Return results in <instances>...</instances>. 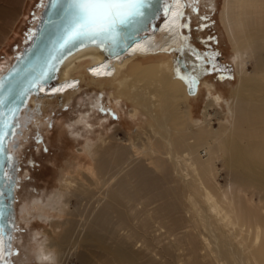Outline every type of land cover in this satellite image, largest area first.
Instances as JSON below:
<instances>
[{
  "label": "bare ground",
  "instance_id": "bare-ground-1",
  "mask_svg": "<svg viewBox=\"0 0 264 264\" xmlns=\"http://www.w3.org/2000/svg\"><path fill=\"white\" fill-rule=\"evenodd\" d=\"M206 1L211 8L216 7L215 0ZM26 2L27 0H17L16 3L22 6ZM195 5V0H187V6L184 0L173 4L171 13L167 19H163L166 20L158 32H149L136 38L125 54L109 56L96 44L83 46L62 60L57 70L60 72L57 76L55 74V83L48 86L42 83L37 93L30 94L27 105L20 112L15 135L8 139V148L14 157L10 167L15 164L17 177L14 211L9 212L7 217L14 226L11 248L17 225L15 205L19 180V159H15L14 155L18 151L26 124L45 128L48 124L47 106L52 107L54 100L61 96L67 101L72 100L82 90L84 78L81 74L84 71L93 83L112 80L130 59L140 55L167 54L181 50L184 47V36L179 13L183 11L186 14L189 9L195 10ZM16 19L10 20L5 28L8 29V35L2 34L0 48L6 45L8 37L14 33ZM220 21L234 50L236 66L237 84L228 107L231 119L228 120L226 115L224 122L219 121V129L213 127L212 114L207 111V107L223 105L225 99L221 95H212L210 91L211 97L203 119L196 121L200 130H194L191 111L186 102L188 84L180 79L175 81L174 67L169 63H162L158 76L162 86L167 88L160 89L159 111H155L154 97L146 96L145 92L135 96L137 106L131 111L137 117L142 109L143 115L151 121L153 129L149 125V132H145L143 126L138 127L143 137L142 142L145 137L147 140L138 154L145 155L147 159L132 166L131 162L128 163L129 159L121 155L119 149L113 148L112 144L105 147L102 145L100 150H96L88 143L82 152L86 154V161L93 164H81L77 167V176L82 175L77 184V192L83 197L82 204L86 201L84 210L68 213L66 208L69 200L65 192L60 193L61 209L52 206L57 213L60 211V216L72 215L67 223L81 225V228L88 226L86 234L82 236L89 240L100 239L101 236L95 233H104L108 240H112L114 236L117 246L115 256L121 264H133L138 259L127 248L126 240L133 241L132 247L143 241L141 247H146V229L150 228L148 218L153 221L151 228L155 229V235L159 234L154 240L161 237L174 239L178 250L185 256L184 260L179 258L180 264H264V195L258 197L259 203L255 201L257 193H264V0H224ZM100 52H104L109 58H102L99 56ZM254 52L256 58L253 57ZM252 60L255 62V70L249 72ZM6 63L0 65V76L10 67ZM89 68H92V73ZM38 97L46 102H36ZM95 99L98 104L94 108L101 105L103 98L99 95ZM35 104H40L37 109L40 107L46 116L38 119L33 114ZM80 121L91 127L84 118ZM153 139H156L155 143ZM15 143L17 147H14ZM133 147L136 148L135 145ZM219 159L224 163L225 170L235 175L237 180L221 185L216 174ZM144 161H148L149 165ZM146 200L148 208L158 202H162V205L150 208L145 220H140ZM96 204L102 206H98L99 210L93 213L97 209ZM115 204L129 210L132 220L129 214L118 210ZM165 204V210L181 214L182 223L179 225L182 227L173 228L168 223L167 216L161 215ZM32 207L40 212L46 208L37 203ZM115 213L117 216H112ZM92 214H95L93 218ZM73 227L75 228L72 230H66L60 241L52 246L44 244L45 258L58 264L57 257L71 248V240L78 228L76 225ZM89 229L95 233L90 234ZM177 230L187 232L178 238L181 233ZM116 237L120 240L117 241ZM6 250L7 240L5 237L4 241L1 235L0 260L5 257ZM108 264H114V261L110 260Z\"/></svg>",
  "mask_w": 264,
  "mask_h": 264
},
{
  "label": "rangeland",
  "instance_id": "rangeland-1",
  "mask_svg": "<svg viewBox=\"0 0 264 264\" xmlns=\"http://www.w3.org/2000/svg\"><path fill=\"white\" fill-rule=\"evenodd\" d=\"M14 1H0V38H3L2 34L8 35V29L5 28L10 24V20L17 18L14 33L10 34L6 45L0 48V65L5 62L7 65H11L17 55L30 44L31 34L35 32L39 22V13L43 9L42 0H27L26 5L22 6L21 4L17 5V0ZM43 2L45 3L46 0ZM215 2L216 7L211 8L210 4L207 5L208 1L195 0V10L186 11L188 27L183 29L185 45L181 50L167 54L140 55L138 58L130 59L126 66L118 70L116 77L112 80L93 83L84 71L81 74L84 78L82 90L78 91L75 96L73 95L72 100L67 101L61 96L54 100L52 107L46 104L49 113L47 115L48 124L45 128H39L26 122L25 132L22 133L18 151L14 155L19 159V180L15 205L17 207L15 212L17 225L13 249L11 248L12 255L8 257L10 264H55L54 261L43 256L44 244L52 246L60 241L66 230H72L75 228L74 225L78 228L71 240V248L64 255L57 257L58 264H108L110 260L114 261V264H121L115 256L117 246L114 236L112 240H108L104 233L94 232L95 235L101 236H99L100 239L89 240L82 236L86 234L88 226L81 228V225L67 223L72 215L69 217L60 216V211L57 213L56 208L53 207L61 209L60 193L65 192L66 198L69 200L66 208L68 213L84 210L86 201L82 204L83 197L77 192V184L82 179V175L77 176V167L81 164H93L91 161H86V154L82 152L88 143H91L96 150H100L102 145L105 147L112 144L113 148L119 149L121 155L129 159L128 163L131 162L132 166L147 159L145 155L138 154L145 147L147 141L145 137L142 142L143 137H141L138 127L143 126L145 132H149L150 126L152 128L151 121L143 115L142 109L137 117L133 116L131 111L134 106H137L135 96L142 92H145L146 96L154 97L155 111H159L157 107L161 103L159 100L160 89L167 88L162 86L158 76L162 63L166 62L174 67L175 81L180 79L176 74L177 67L181 75L198 78L194 94L188 89L186 99L191 111L194 130H200V127L196 126V121L203 119V113L209 103L208 99L211 97L210 91L212 95H221L225 99L222 102L223 105L214 108L207 107V111L212 114L213 127L216 130L219 129V121L224 122L226 115L228 120L231 119L232 115L228 107L237 84L234 50L220 21L224 0H215ZM255 54L254 52L253 57ZM99 56L109 58L104 52H100ZM254 63V60L250 62L249 72L255 70ZM213 64L218 70L208 71L207 69H210ZM35 67L36 63L29 60L23 70L29 71ZM224 69L226 71H223ZM59 72L60 70L56 76ZM99 95H102V103L99 107L94 108L98 104L95 97ZM40 100L38 97L36 102H40ZM43 101L46 102L42 99L41 102ZM39 105L35 104L36 110L33 114L41 119L46 114L40 107L37 109ZM101 108L104 111H101ZM215 114H217L216 117ZM83 118L91 127L81 123L80 120ZM155 140L153 139L154 143ZM143 163L149 165L148 161ZM152 164L150 158V165ZM217 165V180L221 185L225 186L231 180H237L235 175L225 170L221 159L217 160ZM263 195L264 193H257L255 201L259 203L258 197ZM35 202L44 208L46 206L45 212L34 209L32 205L36 204ZM102 204H96L97 209L93 213H96L99 210L98 206L101 207ZM261 204L263 205V203ZM161 205L162 202H158L152 207ZM114 206L121 212L129 214L132 220L129 210L120 205L119 207L116 204ZM165 206L166 204L162 207L164 210L161 211V215L167 216V221L172 224L173 228L182 227L179 225L182 223L181 214L165 210ZM152 207L148 208L146 200L140 220H145L147 212ZM22 211L24 212L22 213ZM94 215L92 214L91 218ZM112 216H117V214ZM116 220L117 217L114 221L116 222ZM148 222L150 228L146 229L147 237L145 238V246L148 249L141 247L143 241L132 247L131 242L133 241L126 240L127 248L138 256L137 261L133 264H180L179 258L184 260L185 256L178 250L174 239L167 240V237H161L159 240H154L153 238L158 237L159 234L155 235V229L151 228L153 221L150 218H148ZM111 223L113 226V220ZM89 232L94 234L90 229ZM185 232L187 231H178L181 233L180 235L177 233L178 238H181ZM78 236L80 237L77 238ZM116 240L119 241L120 238L116 237Z\"/></svg>",
  "mask_w": 264,
  "mask_h": 264
},
{
  "label": "snow or ice",
  "instance_id": "snow-or-ice-1",
  "mask_svg": "<svg viewBox=\"0 0 264 264\" xmlns=\"http://www.w3.org/2000/svg\"><path fill=\"white\" fill-rule=\"evenodd\" d=\"M180 2L181 0H47V3H44L42 0V6L46 12H50L47 26L56 35L52 54L40 66L41 71L38 75L34 74V69L30 73L29 89H19L11 80L5 83L4 78L0 77V156L4 157L5 162H14V157L7 151L9 129L16 123L21 104L27 98V92L31 88L39 90L42 83L47 80L49 70L55 69L53 61L57 53H63L65 49L77 43L90 42L116 54L118 48H127L129 40L135 41L137 34L151 26L154 19L161 15L168 17L173 4ZM184 2L187 6V0ZM179 17L183 30L188 27L185 12L181 11ZM35 37L36 33L33 32L30 38ZM207 70L218 69L213 64ZM176 74L188 84L190 92L194 94L198 78L181 75L179 68ZM101 111L104 109L101 108ZM3 176L6 184L10 185L12 176L6 170ZM8 194L0 191V235L5 236L7 240L6 255L0 260V264H10L8 257L12 255L8 213L3 206V198Z\"/></svg>",
  "mask_w": 264,
  "mask_h": 264
},
{
  "label": "water",
  "instance_id": "water-1",
  "mask_svg": "<svg viewBox=\"0 0 264 264\" xmlns=\"http://www.w3.org/2000/svg\"><path fill=\"white\" fill-rule=\"evenodd\" d=\"M47 3V0H46ZM50 12H46L45 7L43 8L41 12V17L39 22L36 25L35 33L36 37L32 38V41L28 46H26L20 54L17 55L14 62L10 65V67L5 71L0 77L4 78L5 83H7L9 80L19 89H29V83L28 80L31 79L30 73H32V70H23L26 65V63L29 62V60H32L36 63L35 72L34 74L38 75L41 71V65L47 60V58L52 54L53 51V42L56 39V35L53 30L48 28L47 26V20L48 15ZM163 15H161L159 18H156L152 21V25L149 27H146L143 31L139 32L136 36V38H141L143 35H147L149 32H158L160 29L163 19ZM43 21V24H42ZM161 22V23H160ZM148 38V36H147ZM134 41L129 40L127 48H118L116 50V54H125L129 52L131 45ZM88 44H91L90 42H85L84 44L77 43L74 46H70L69 48L65 49L63 53H57L56 59L53 61L55 63V69H50L48 72V78L43 83L50 85L52 83L53 77L55 76L57 70L60 68L62 64V60L66 58L71 53L75 52L76 50L82 48L83 46H86ZM93 44V43H92ZM98 46V45H97ZM98 48L101 51H104L107 55L112 56L115 55L113 52L105 51L104 48L98 46ZM40 90V89H39ZM38 90L36 88H31L27 92V98L24 101L23 104H21L20 112L22 108L27 105V100L31 93H37ZM20 115V113H19ZM19 123V116L16 120V123L13 128L9 129V136L7 139H11L13 137V133L15 132V129H17V124ZM14 147H17V143H15ZM7 151L11 155V152L9 151L8 144H7ZM16 159V157H15ZM18 162V160H17ZM10 162H5L4 157L0 156V191L8 192V196L3 198V206L7 213L14 211V197H15V187L17 182L16 177V166L13 164L12 168L10 167ZM7 171L8 173H11L12 176V182L10 185L6 184L5 177L3 176V172ZM9 222V221H8ZM8 231L11 232L12 240H11V246L13 242V234H14V226L9 222ZM1 236V235H0Z\"/></svg>",
  "mask_w": 264,
  "mask_h": 264
},
{
  "label": "built area",
  "instance_id": "built-area-1",
  "mask_svg": "<svg viewBox=\"0 0 264 264\" xmlns=\"http://www.w3.org/2000/svg\"><path fill=\"white\" fill-rule=\"evenodd\" d=\"M89 72L92 73V68H89Z\"/></svg>",
  "mask_w": 264,
  "mask_h": 264
},
{
  "label": "crops",
  "instance_id": "crops-1",
  "mask_svg": "<svg viewBox=\"0 0 264 264\" xmlns=\"http://www.w3.org/2000/svg\"><path fill=\"white\" fill-rule=\"evenodd\" d=\"M56 79H57V78H54L53 82H56V81H57Z\"/></svg>",
  "mask_w": 264,
  "mask_h": 264
},
{
  "label": "flooded vegetation",
  "instance_id": "flooded-vegetation-1",
  "mask_svg": "<svg viewBox=\"0 0 264 264\" xmlns=\"http://www.w3.org/2000/svg\"><path fill=\"white\" fill-rule=\"evenodd\" d=\"M183 36H184V34H183ZM184 45H185V42H184ZM23 113V112H22Z\"/></svg>",
  "mask_w": 264,
  "mask_h": 264
}]
</instances>
